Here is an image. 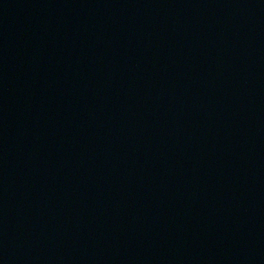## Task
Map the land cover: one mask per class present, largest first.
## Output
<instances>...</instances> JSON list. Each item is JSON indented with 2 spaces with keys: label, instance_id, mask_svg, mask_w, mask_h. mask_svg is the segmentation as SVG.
<instances>
[{
  "label": "water",
  "instance_id": "water-1",
  "mask_svg": "<svg viewBox=\"0 0 264 264\" xmlns=\"http://www.w3.org/2000/svg\"><path fill=\"white\" fill-rule=\"evenodd\" d=\"M0 264H264V0H0Z\"/></svg>",
  "mask_w": 264,
  "mask_h": 264
}]
</instances>
